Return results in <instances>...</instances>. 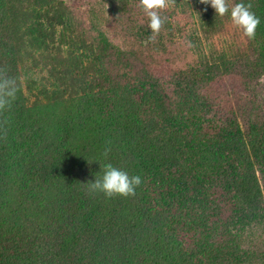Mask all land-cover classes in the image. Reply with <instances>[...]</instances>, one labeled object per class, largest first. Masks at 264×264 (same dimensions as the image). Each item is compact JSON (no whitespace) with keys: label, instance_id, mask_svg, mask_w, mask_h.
<instances>
[{"label":"trees","instance_id":"trees-1","mask_svg":"<svg viewBox=\"0 0 264 264\" xmlns=\"http://www.w3.org/2000/svg\"><path fill=\"white\" fill-rule=\"evenodd\" d=\"M70 1L97 74L76 87L43 66ZM187 1L152 42L139 0H0V64L20 82L0 127V264H264V117L248 77L198 55ZM236 2L260 18L264 63V0ZM106 163L141 176L135 197L88 194Z\"/></svg>","mask_w":264,"mask_h":264},{"label":"rangeland","instance_id":"rangeland-1","mask_svg":"<svg viewBox=\"0 0 264 264\" xmlns=\"http://www.w3.org/2000/svg\"><path fill=\"white\" fill-rule=\"evenodd\" d=\"M180 2L184 4V0H174L172 5L176 6ZM187 2L189 7H185L192 10L194 19L188 12L183 16V20L191 27L190 35L200 58L206 63L216 64L248 77L251 81L246 94L253 98L250 109L254 117L257 115L264 117V63L260 60L254 45L243 36L242 30L233 25L230 13L220 17L210 5L201 4L199 0ZM227 3L231 9L237 2L227 0ZM70 5L71 1L68 2L70 9L63 8L61 13L51 18L54 29L58 30V35L55 36L57 48L53 49L43 66L47 70L50 69L49 73L55 75L60 83L76 87L80 85L79 81L83 77H90L94 82L97 74L88 59H81L75 53L85 52L84 43H87L91 36L86 18L79 11L72 10ZM61 31H66L67 41H78V47L64 51L61 47L64 43H60Z\"/></svg>","mask_w":264,"mask_h":264},{"label":"clouds","instance_id":"clouds-1","mask_svg":"<svg viewBox=\"0 0 264 264\" xmlns=\"http://www.w3.org/2000/svg\"><path fill=\"white\" fill-rule=\"evenodd\" d=\"M173 3L174 0H139V7L149 20L147 27L151 31L149 39L152 42L156 41L166 23V17L161 16V11L169 8ZM199 3L210 5L220 17L230 13L233 25L242 30L243 36L248 40L255 39L261 21L252 11L251 3H236L231 9L227 0H199ZM10 73L11 69L7 64H0V127L3 128H6L10 122V113L20 92L18 78ZM110 151L111 148L106 146L103 156L107 158ZM82 184L86 185L90 196L103 194L108 199L133 198L136 196L137 188L142 184V178L138 174L130 175L112 163H106L99 178Z\"/></svg>","mask_w":264,"mask_h":264}]
</instances>
